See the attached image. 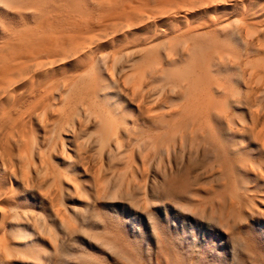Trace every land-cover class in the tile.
<instances>
[{"label":"bare ground","instance_id":"1","mask_svg":"<svg viewBox=\"0 0 264 264\" xmlns=\"http://www.w3.org/2000/svg\"><path fill=\"white\" fill-rule=\"evenodd\" d=\"M158 175L264 264V0H0V264L56 262L79 214L140 192L146 210ZM104 217L92 238L121 263L226 264L159 224L144 251Z\"/></svg>","mask_w":264,"mask_h":264},{"label":"rangeland","instance_id":"2","mask_svg":"<svg viewBox=\"0 0 264 264\" xmlns=\"http://www.w3.org/2000/svg\"><path fill=\"white\" fill-rule=\"evenodd\" d=\"M165 173L170 174L168 170ZM154 182L158 187V191L154 195L150 191V181L143 183L142 188L148 194H146V200L150 199V194L153 196L152 200L148 201V203L151 201L153 203H150L146 210L143 209L145 201L140 192V195L134 196V199L139 202L138 206H129L125 201L126 199L120 198L119 194L117 198L106 197L101 199V204L96 209L100 216L92 213L83 217L79 214L77 216L79 227H84L88 231L86 234L82 232L77 234L74 239L62 238L63 244L59 245L57 261L50 264H67L72 253L73 255L93 254L97 257H105L108 262L128 264L127 262L121 263L119 256L113 250L111 251L101 242L98 243L92 238L103 230L104 224L101 218L105 219L104 216H107L106 219L110 217L112 220H120L124 232L128 234L130 239L136 240L144 251L149 248L156 249L157 238L154 229H156L155 225L159 224L160 228L166 229L173 236L176 233H184L189 241H192L193 236L197 235L199 244L212 252L219 251L221 260L226 264H255L251 258L245 259V241H240L235 246L234 243L232 244L225 238L226 234L220 231L217 225L200 224L188 209L187 203L192 200L187 194H174L172 197H168L164 192L165 185L159 175ZM253 228V232L258 231L255 240L264 246V238L261 234L264 230V221L255 224ZM71 262L74 261L71 260ZM76 263L79 264V261Z\"/></svg>","mask_w":264,"mask_h":264}]
</instances>
